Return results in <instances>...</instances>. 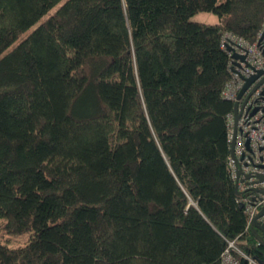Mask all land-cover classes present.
<instances>
[{
  "label": "trees",
  "instance_id": "obj_1",
  "mask_svg": "<svg viewBox=\"0 0 264 264\" xmlns=\"http://www.w3.org/2000/svg\"><path fill=\"white\" fill-rule=\"evenodd\" d=\"M263 24L264 0H0V264H221L231 243L264 264L222 47Z\"/></svg>",
  "mask_w": 264,
  "mask_h": 264
},
{
  "label": "built area",
  "instance_id": "obj_2",
  "mask_svg": "<svg viewBox=\"0 0 264 264\" xmlns=\"http://www.w3.org/2000/svg\"><path fill=\"white\" fill-rule=\"evenodd\" d=\"M262 27L253 43L232 33L222 37V47L231 58L232 74L223 96L238 108L237 122L235 112L227 117L232 153L228 165L239 192L249 194L241 197L249 215L248 227H253V218L264 209V24ZM251 78L255 79L239 96ZM258 220L264 224V216ZM232 247L234 243L222 254L221 264H260L241 252L243 260L239 259L231 253Z\"/></svg>",
  "mask_w": 264,
  "mask_h": 264
},
{
  "label": "water",
  "instance_id": "obj_3",
  "mask_svg": "<svg viewBox=\"0 0 264 264\" xmlns=\"http://www.w3.org/2000/svg\"><path fill=\"white\" fill-rule=\"evenodd\" d=\"M255 78H251V79H248L247 82H246V86L243 88V90L241 91L240 95L241 96L244 91H246V89L250 86L251 82H253ZM234 108H235V114H236V122L238 120V108H237V104L234 105ZM235 142L232 141V148L234 146ZM233 151V149H232ZM264 216V209L258 214L256 215V217L253 218V223L252 225H254L255 227L259 228L262 232H263V235H260V238L264 240V224H260V221L258 220L260 217Z\"/></svg>",
  "mask_w": 264,
  "mask_h": 264
},
{
  "label": "rangeland",
  "instance_id": "obj_4",
  "mask_svg": "<svg viewBox=\"0 0 264 264\" xmlns=\"http://www.w3.org/2000/svg\"><path fill=\"white\" fill-rule=\"evenodd\" d=\"M63 1H65V0H63ZM192 19L197 21V22L201 21V22H206V23H210V22L211 23H216V22L219 21V18H217L214 14L206 13V12H199V14L193 16ZM27 33L28 32L23 33L22 35H20L19 40L22 39V37H24ZM239 255H243V254H239Z\"/></svg>",
  "mask_w": 264,
  "mask_h": 264
},
{
  "label": "bare ground",
  "instance_id": "obj_5",
  "mask_svg": "<svg viewBox=\"0 0 264 264\" xmlns=\"http://www.w3.org/2000/svg\"><path fill=\"white\" fill-rule=\"evenodd\" d=\"M259 230V229H258ZM261 234V233H260ZM236 252V251H235ZM237 254V253H236ZM235 255V254H234Z\"/></svg>",
  "mask_w": 264,
  "mask_h": 264
}]
</instances>
